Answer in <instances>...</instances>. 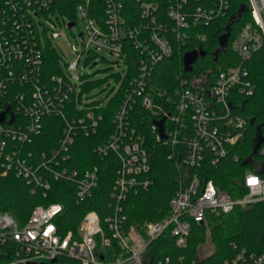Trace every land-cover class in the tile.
Listing matches in <instances>:
<instances>
[{"label":"built area","instance_id":"built-area-1","mask_svg":"<svg viewBox=\"0 0 264 264\" xmlns=\"http://www.w3.org/2000/svg\"><path fill=\"white\" fill-rule=\"evenodd\" d=\"M136 1L137 17L127 12L122 0H77V19L71 20L59 14L56 0H0L3 176L14 173L31 186L33 194L42 191L44 197L51 192L53 182L70 183L76 187L78 204L91 199L100 185L99 167L69 164L79 137L96 135L105 108L113 99L120 102L113 115V133L93 149L100 160L115 155L118 161L111 213L103 221L91 210L76 232H64L61 218L65 209L61 203L35 207L25 226L9 212H1L0 244L11 242L22 248L20 262L46 263L66 257L81 264H183L184 256L156 258L153 245L168 234L165 243L173 241L175 247L185 249L193 223H203L208 213L228 214L236 206L264 201V146L260 151L263 160L244 176L247 193L239 200L213 181L202 183L197 174H190L207 160L219 165L227 158L229 147L238 145L245 136L247 122L234 112L232 99L255 92L245 63L264 43V0H249L256 28L245 29L234 44L241 63L212 78L178 77V85L173 87L176 97L154 86L156 68L173 57L175 45L204 42L206 36L201 30L226 17L232 0ZM78 21L83 24L81 45L72 47L74 60L69 61L58 53L55 43L62 37L64 26L74 23L69 27L73 29ZM132 48L139 55L132 56ZM49 50L57 53L59 62L57 73L47 77ZM103 55L115 57L120 72L110 93L90 96V80L77 71L83 59L85 65L95 66ZM133 69L137 74L132 77ZM138 109L147 113L158 142L172 147L169 159L183 170L170 202V215L147 224L144 233L128 226L125 213L129 195L147 192L155 183L146 137L133 127ZM51 118L63 121V135L57 146L35 155L29 146L43 135L45 120ZM140 119L143 122L145 118ZM163 119L166 140L154 124ZM133 235L142 239L144 246L137 248ZM263 263L264 254L247 255L243 251L224 264Z\"/></svg>","mask_w":264,"mask_h":264},{"label":"trees","instance_id":"trees-1","mask_svg":"<svg viewBox=\"0 0 264 264\" xmlns=\"http://www.w3.org/2000/svg\"><path fill=\"white\" fill-rule=\"evenodd\" d=\"M122 1L127 12H134L137 17L139 14L137 1ZM76 3L77 0H56L55 8L59 9V14L63 18L76 20ZM234 17V22L230 24V20ZM255 28L249 0H232L231 9L226 17L201 30L206 36L204 42H193L187 47L175 45L173 57L164 60L156 68L153 76L154 86L167 96L176 97L178 93H175L176 90L173 87H177L178 77L193 80L206 75L212 78L238 66L241 60L234 51V44L245 29ZM223 36H228L227 48L219 53L216 60L215 53L222 45ZM195 49L198 50L195 51ZM130 53L132 56L139 55L134 48L130 49ZM190 56L194 58V61L189 71L186 70V60ZM58 62L57 53L49 50L47 77L57 73ZM245 67L249 71L248 79L255 89L254 95L236 96L232 99L234 112L245 118L247 122L243 140L238 145L229 147L227 158L219 165L214 166L211 160H207L201 168L190 172L191 175L197 174L202 183L213 181L217 187L228 192L234 200L243 198L247 193L243 185L247 167L255 171V165L263 160L260 151L264 146V43L245 63ZM136 74L137 71L133 69L132 77ZM119 105L120 102L116 99L111 100L103 112L105 118L96 135L90 138L79 137L73 162L69 164L72 167L82 165L86 168L99 167L100 185L91 199L78 204L75 185L66 182H53L52 190L47 197H44L42 191L33 194L31 186L27 185L23 179L17 178L14 173L2 175L3 160L0 159V213L9 212L20 226H25L35 207L57 202L63 204L65 209L61 218L64 232L69 230L76 232L83 217L91 210L97 211L104 221L105 217L111 213V191L117 178L118 161L115 155L100 160L93 149L105 143L113 133V115ZM140 116H144L143 122ZM45 122L43 135L29 146L35 155H40L43 151L57 146L63 135L65 127L63 121L51 118L46 119ZM133 127L146 137L151 177L155 183L147 192L131 193L125 202V213L128 217V226L144 233L147 224L159 222L170 215V202L179 188L178 182L183 170L175 160L169 159L172 147L158 142L153 122L147 113L138 109ZM259 143L258 151L254 153ZM237 157L239 161H236ZM249 158H253V164L244 165ZM166 235L159 243L153 245L156 258L170 255L184 256L183 264H224L225 261L236 258L243 251L247 255L261 256L264 254V201L248 207L236 206L228 214L208 213L203 223H193L185 249H178L173 245V241L165 243V239L169 237L168 234ZM208 242L213 247V252L202 259L200 250ZM22 256V248L16 244L11 242L0 244V264H28L20 262ZM46 264L81 263L61 257L55 262L48 261Z\"/></svg>","mask_w":264,"mask_h":264},{"label":"rangeland","instance_id":"rangeland-1","mask_svg":"<svg viewBox=\"0 0 264 264\" xmlns=\"http://www.w3.org/2000/svg\"><path fill=\"white\" fill-rule=\"evenodd\" d=\"M83 31V24L81 21H78L77 25L70 29L69 27H63L61 29L62 37H60L55 46L58 53L62 56H65L69 61L74 60V55L72 53V47L79 48L81 41L79 38V33ZM97 58V65H85L84 59L81 61L78 73L80 75H85L84 78L89 79L88 83V92L90 96L99 97V95L104 96L107 93H110L115 85V77L120 72V67L115 63L117 62L116 58L110 55H103ZM111 84V86H109ZM108 87V89H106ZM250 170L249 167H247ZM135 240H137V248L144 246V241L139 237L133 235ZM213 252V247L208 242L200 250V258H206Z\"/></svg>","mask_w":264,"mask_h":264},{"label":"water","instance_id":"water-1","mask_svg":"<svg viewBox=\"0 0 264 264\" xmlns=\"http://www.w3.org/2000/svg\"><path fill=\"white\" fill-rule=\"evenodd\" d=\"M234 20H235V17L234 18H232L231 20H230V24H232L233 22H234ZM72 26H74V23H71V24H69V27L71 28ZM82 37H83V35H81ZM227 38H228V36H223L222 38H221V42H222V45H221V47H220V49L218 50V51H216V53H215V56H216V60H217V57L219 56V53L221 52V51H225L226 50V48H227ZM187 62H186V70H191V66H192V63H193V61H194V58H192L191 56L188 58V60H186ZM5 122V116H4V114H1L0 115V124L1 123H4ZM164 122H165V119H163V120H160V121H155L154 122V124L155 125H157V127H158V129H159V134H160V136L162 137V139H164V140H166L167 139V137H166V135H165V132H164ZM263 142H264V140H263ZM259 147H260V143H259V145H257V147L255 148V152L254 153H257V151H258V149H259ZM253 158H249L247 161H245L244 162V165H251V164H253ZM56 260H52V262H55ZM28 264H46V263H28ZM264 264V263H263Z\"/></svg>","mask_w":264,"mask_h":264},{"label":"snow or ice","instance_id":"snow-or-ice-1","mask_svg":"<svg viewBox=\"0 0 264 264\" xmlns=\"http://www.w3.org/2000/svg\"><path fill=\"white\" fill-rule=\"evenodd\" d=\"M252 183H255V181H252Z\"/></svg>","mask_w":264,"mask_h":264}]
</instances>
